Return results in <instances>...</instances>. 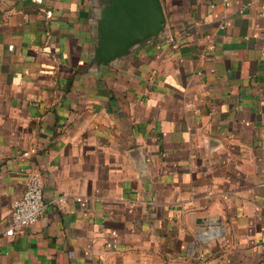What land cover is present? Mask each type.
I'll use <instances>...</instances> for the list:
<instances>
[{"label": "crops", "instance_id": "1", "mask_svg": "<svg viewBox=\"0 0 264 264\" xmlns=\"http://www.w3.org/2000/svg\"><path fill=\"white\" fill-rule=\"evenodd\" d=\"M162 3L103 64L100 0H0V264H264V0Z\"/></svg>", "mask_w": 264, "mask_h": 264}, {"label": "water", "instance_id": "2", "mask_svg": "<svg viewBox=\"0 0 264 264\" xmlns=\"http://www.w3.org/2000/svg\"><path fill=\"white\" fill-rule=\"evenodd\" d=\"M95 59L110 64L137 44L158 37L167 26L162 0H100Z\"/></svg>", "mask_w": 264, "mask_h": 264}, {"label": "built area", "instance_id": "3", "mask_svg": "<svg viewBox=\"0 0 264 264\" xmlns=\"http://www.w3.org/2000/svg\"><path fill=\"white\" fill-rule=\"evenodd\" d=\"M261 8L264 38V4ZM45 212L46 202L42 176L37 171H29L26 174V184L22 195L13 202L10 221L5 229V234L13 236L17 229L36 224L44 217Z\"/></svg>", "mask_w": 264, "mask_h": 264}]
</instances>
